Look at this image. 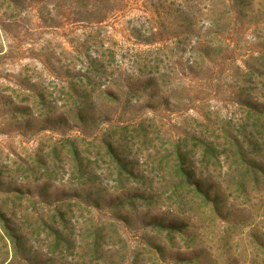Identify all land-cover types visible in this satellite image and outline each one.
<instances>
[{"label": "rangeland", "instance_id": "rangeland-1", "mask_svg": "<svg viewBox=\"0 0 264 264\" xmlns=\"http://www.w3.org/2000/svg\"><path fill=\"white\" fill-rule=\"evenodd\" d=\"M0 264H264V0H0Z\"/></svg>", "mask_w": 264, "mask_h": 264}]
</instances>
